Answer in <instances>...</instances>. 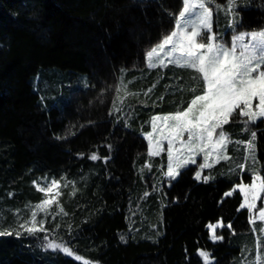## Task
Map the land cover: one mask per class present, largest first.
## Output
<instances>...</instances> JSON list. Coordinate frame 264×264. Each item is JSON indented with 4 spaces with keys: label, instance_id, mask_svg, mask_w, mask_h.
Masks as SVG:
<instances>
[{
    "label": "trees",
    "instance_id": "16d2710c",
    "mask_svg": "<svg viewBox=\"0 0 264 264\" xmlns=\"http://www.w3.org/2000/svg\"><path fill=\"white\" fill-rule=\"evenodd\" d=\"M236 4L238 28L264 27V0ZM181 8L182 0H0V213L41 200L40 176L74 183L65 214L48 225L72 255L42 247V234H12L0 236V264H204L198 250L214 264H240L254 249L242 194L225 196L239 175L217 170L204 183L190 166L168 186L166 152L148 156L152 117L186 109L204 90L190 69L146 63ZM224 130L233 141L249 136L242 122ZM253 130L264 176V123ZM221 218L235 234L224 228L213 243L206 225Z\"/></svg>",
    "mask_w": 264,
    "mask_h": 264
},
{
    "label": "snow or ice",
    "instance_id": "6c2138e0",
    "mask_svg": "<svg viewBox=\"0 0 264 264\" xmlns=\"http://www.w3.org/2000/svg\"><path fill=\"white\" fill-rule=\"evenodd\" d=\"M210 4L213 6H209ZM238 7L236 0H225L224 6L216 5L214 0H182L178 16L173 17L175 30L147 52L146 63L149 68L164 65L166 57L168 63L197 73L204 89L203 94L197 95L185 110L155 117L160 123H153V132L148 134V156H160L166 152V171H163L162 175L167 181L177 180L181 170H186L190 164L201 170L211 168L213 165L210 158L215 161L228 159L226 150L228 143L232 141L228 139L225 126L234 121L242 122L243 131L249 133V136L247 141L234 142L243 143L245 151V162L236 165V169L247 168L251 182L236 185L233 191L238 190L242 194L240 209L252 210L259 220L264 222V176L260 175L255 167L257 132L253 130L258 123H264V27L258 30L237 31L238 27H242L237 18ZM214 8L215 15L218 17L223 13L227 27L232 29L228 42L222 34L214 31ZM166 46L168 51L162 57L160 53L164 52ZM115 111L118 113L120 109ZM154 133H158L160 138ZM107 147L111 148V145ZM200 154H203V162L197 164L195 156ZM88 159L103 160L106 163L108 157L93 153ZM194 179L201 180V171L194 173ZM203 182L207 183L208 178L205 177ZM58 187V182L52 180L40 191L47 195ZM233 191L227 192L225 196L231 197ZM52 202V198H45L43 203L36 207L44 208ZM29 217L25 222L18 224V229L30 236L45 231L42 226L44 221H37L36 211H30ZM254 223L255 220L250 216V230L256 232L252 227ZM206 228L213 243L224 240L222 233L217 234V229L226 228L230 235L235 234L232 223L225 224L222 218L216 223L207 224ZM259 232L261 235L254 237L257 254L250 264H264V255L259 251L261 241H264V223H261ZM12 234V230L0 228V236ZM16 235L20 236L21 232L17 230ZM121 240H124V237H121ZM41 245L47 250L72 255L67 246L47 235L41 239ZM197 255L203 258L204 264H214V261L209 259V253L198 250ZM75 259L79 261L81 257L76 256Z\"/></svg>",
    "mask_w": 264,
    "mask_h": 264
},
{
    "label": "rangeland",
    "instance_id": "374dc122",
    "mask_svg": "<svg viewBox=\"0 0 264 264\" xmlns=\"http://www.w3.org/2000/svg\"><path fill=\"white\" fill-rule=\"evenodd\" d=\"M214 3L216 5L224 6L225 0H214ZM209 6H213V5L210 4ZM236 11H238V9H236ZM237 18L238 19L240 18V13H239V16ZM213 19H214V25H213L214 31L218 32L219 34H222L223 38H224V40L226 42L230 41V37H231V34H232V29L227 27V22H226V19H225V16L223 15V13H221L217 17L215 15V8H214V17H213ZM219 20H222V22H219ZM173 30H175V28H173L171 31H173ZM171 31L168 32L166 35H169L171 33ZM237 31H249V30H242L240 28H237ZM163 38L158 43L153 45L151 48L156 47L159 43H161ZM151 48L148 51H150ZM167 51H168V47L166 46L164 52H161L160 55L162 57H164L165 53ZM167 65H172V64L168 63L167 58L165 57V64L161 65V66H158V67H166ZM202 94H200V95H202ZM253 107H255V102L253 104ZM168 114H174V113L157 114V115H154L152 117L151 129H150L149 132L144 134V137L146 138L147 142H148V140L150 138L148 134L153 132L152 124L153 123H157V124L160 123L159 121L155 120V117L156 116H164V115H168ZM226 134L228 136L229 141H232V143H228V147H227V150H226V155L228 156L227 160L215 161L213 158H210V163H212L213 166L211 168H205L203 170L198 169L196 167V165H191L190 164V165H188V167L195 166L197 171H201V180H204L205 177L209 178V176H210L209 174L210 173H212L213 171L219 170L222 173H226V174L234 173L236 175H239V177H240L239 179L240 180L235 184V186L239 185L241 183L248 184L251 181L250 182H246L241 177L243 173L249 172L247 170V168L244 169V170L236 169V165L245 162L244 161V156H245L244 144L243 143H241V144L234 143L235 141H233L229 137V134L227 132H226ZM154 135L157 136V138H160L158 136V133H154ZM185 138H186V134H185ZM233 144H234V148H233L234 152L231 151V145H233ZM164 147H165V149L167 148V142L166 141L164 142ZM241 150L243 151V155L241 153ZM202 155L203 154L195 156L197 164H202V162H203L202 161ZM255 167L258 170L257 163H256ZM181 172H182V170H181ZM258 173L261 175L260 170H258ZM52 180H56L58 182V184H59V187L58 188H54L53 191L51 193H48L47 195L42 193L43 196H42L41 200H39L37 202L28 203L24 207L13 209V211H12L13 216H11V217L10 216L9 217L6 216L8 214H5L4 212H3L4 215L2 213H0V228L5 229V230H12V232H13V234L15 236H17L16 235V231L17 230H19L21 232L20 236L27 235L26 233H24V231L22 229H18V224L21 223V222H25L27 219L30 218L29 217V212L30 211H36L37 212V221L43 220L44 223H43L42 226L45 229L44 232H41V233H38V234H42L44 236L47 235L50 239H53V236L49 234V231H50V228L48 226L49 222H51L56 217H62L63 214H65V205H64V203L67 200L68 196L72 193L74 183L70 179H68L66 177H58V176L47 175V176H40L35 181V186L40 191L41 188L47 187L51 183ZM171 182L172 181H167L166 180L167 185H169V183L171 184ZM233 189L231 191H233ZM45 198H52L53 202L51 204H49V205H46L44 208L36 207L37 205L42 204L43 203V199H45ZM262 199H264V197H262ZM259 206H260V202L258 201V207ZM249 212H250L251 218L255 220L254 225H252V227H254L256 229V232H253L254 233V237H258V236L261 235L260 232H259V228L261 226V223H264V222H261L259 220L258 215H255L252 212V210H249ZM59 221H60V219L58 220V222ZM38 226H40V225L38 224ZM222 230L223 229H217V234L220 235L222 233ZM17 237H19V236H17ZM262 242L263 241H261V245H262ZM262 247L263 246H261L259 251H260V253L262 255H264ZM256 254H257V249L255 248V242H254V249L253 250L250 249V250L246 251L243 259L240 262V264H250V262L256 256Z\"/></svg>",
    "mask_w": 264,
    "mask_h": 264
}]
</instances>
